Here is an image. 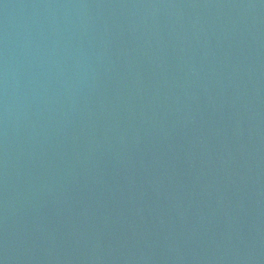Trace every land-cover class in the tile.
I'll use <instances>...</instances> for the list:
<instances>
[{
	"label": "water",
	"instance_id": "water-1",
	"mask_svg": "<svg viewBox=\"0 0 264 264\" xmlns=\"http://www.w3.org/2000/svg\"><path fill=\"white\" fill-rule=\"evenodd\" d=\"M0 264H264V0H0Z\"/></svg>",
	"mask_w": 264,
	"mask_h": 264
}]
</instances>
